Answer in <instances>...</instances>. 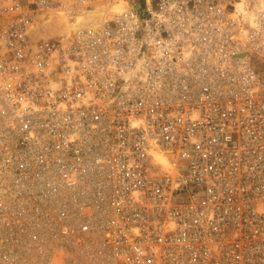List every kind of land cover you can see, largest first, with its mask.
Instances as JSON below:
<instances>
[{
	"label": "built area",
	"instance_id": "1",
	"mask_svg": "<svg viewBox=\"0 0 264 264\" xmlns=\"http://www.w3.org/2000/svg\"><path fill=\"white\" fill-rule=\"evenodd\" d=\"M264 0H0V264H264Z\"/></svg>",
	"mask_w": 264,
	"mask_h": 264
},
{
	"label": "rangeland",
	"instance_id": "2",
	"mask_svg": "<svg viewBox=\"0 0 264 264\" xmlns=\"http://www.w3.org/2000/svg\"><path fill=\"white\" fill-rule=\"evenodd\" d=\"M263 78H264V74H262Z\"/></svg>",
	"mask_w": 264,
	"mask_h": 264
}]
</instances>
